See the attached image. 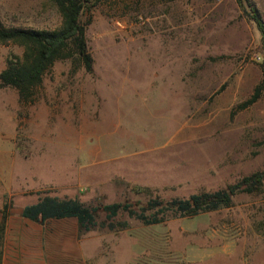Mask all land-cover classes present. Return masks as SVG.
I'll return each mask as SVG.
<instances>
[{"label":"rangeland","instance_id":"obj_1","mask_svg":"<svg viewBox=\"0 0 264 264\" xmlns=\"http://www.w3.org/2000/svg\"><path fill=\"white\" fill-rule=\"evenodd\" d=\"M252 8L264 22V0H89L91 72L56 60L26 102L0 87V258L15 243L33 264H264V180L229 207L154 225L20 216L44 195L144 203L264 174V36ZM0 24L55 30L61 15L50 0H0ZM22 53L0 41V71Z\"/></svg>","mask_w":264,"mask_h":264},{"label":"trees","instance_id":"obj_2","mask_svg":"<svg viewBox=\"0 0 264 264\" xmlns=\"http://www.w3.org/2000/svg\"><path fill=\"white\" fill-rule=\"evenodd\" d=\"M60 15L61 26L55 30L4 28L0 24V41H13L23 46L22 56L10 57L0 71V87L14 88L21 101H28L42 82L45 72L56 60H77L87 72L92 71L93 58L87 47L85 29L87 22L81 20L89 0H50ZM241 3V0H237ZM252 19L264 36V22L252 8ZM260 94L258 86L250 98L239 105L245 108L254 103ZM264 143V140H263ZM264 180L262 172H254L225 188L192 193L186 198L159 197L143 202H112L100 206H86L76 197L39 196L37 201L23 206L21 215L32 221L74 218L79 227L88 230L95 226L114 229L125 225L115 218L125 214L145 225L162 223L170 218L194 216L203 212L229 207L233 197L241 192L252 193ZM0 245L7 219L5 207L1 210ZM102 212L105 222H98Z\"/></svg>","mask_w":264,"mask_h":264},{"label":"crops","instance_id":"obj_3","mask_svg":"<svg viewBox=\"0 0 264 264\" xmlns=\"http://www.w3.org/2000/svg\"><path fill=\"white\" fill-rule=\"evenodd\" d=\"M5 192H6V180H5V176H3L0 171V223H1V217H2V212H1L2 203L4 202L3 201L4 199H1V197L3 196ZM20 216L22 219L32 222V220L24 218L21 214ZM49 220H60V219H48L46 221H49ZM5 235L7 238V233L4 232V238H5ZM5 240L7 241V239ZM18 246H20L22 249L21 244L17 245L14 243V245H8L7 243H5L4 248H3L2 257L0 258V264H33V261H32L33 259L31 256L29 255L24 256L23 254H21L20 251L18 253V250H17ZM8 253H11V254H8Z\"/></svg>","mask_w":264,"mask_h":264}]
</instances>
